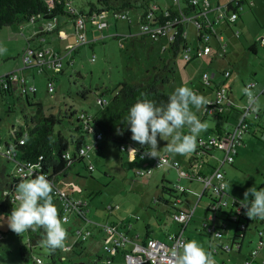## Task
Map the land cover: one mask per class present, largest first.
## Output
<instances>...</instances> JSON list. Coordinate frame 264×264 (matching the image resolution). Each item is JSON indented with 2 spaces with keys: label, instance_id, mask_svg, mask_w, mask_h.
<instances>
[{
  "label": "crops",
  "instance_id": "crops-1",
  "mask_svg": "<svg viewBox=\"0 0 264 264\" xmlns=\"http://www.w3.org/2000/svg\"><path fill=\"white\" fill-rule=\"evenodd\" d=\"M152 1L153 2L151 4V7L153 8V10H156L157 7L167 8L169 6L175 7L178 5L177 3H174L173 0ZM230 1L231 0H201L199 4V11L201 17L206 22V27L208 28L209 32H211V35L202 36V41H200V29H203L199 26L200 22L193 19L188 20L186 26L185 44L181 48L180 52L175 55H172L171 52L168 51L169 39L163 38L154 41L148 37H139L141 16V11L139 10L135 11L137 12L136 14L129 13V15H131L130 20L127 22L128 28L127 31L124 30L126 31V34L116 33L119 31L118 27H116V24V32L114 33V31L111 29V25L107 24L106 28H109V34L103 35V30H100L101 37H98V35H95L96 26L92 25L90 27L91 29L89 33H92L93 37H98L94 38L93 40L98 39L96 41L104 42V39L106 37H113L118 42L117 44L121 51H126L127 54L130 53L129 48H127L126 44L124 42H121V39L119 38L127 39L130 37L133 45L136 43V40H145L146 44H148V40L151 39L153 44L151 49H157L161 52L159 58H163L167 66H171L173 64L174 67L179 66L188 68L191 66L189 62L194 58H197L194 57V52L200 48L209 46L210 52L206 55L201 56L205 59L204 61H200L199 64L200 71H202V74H199V78H203V74L208 73L212 81L210 86L207 85V88H209L210 91L203 93V96L206 97L208 101L214 100L216 97L217 87L222 85L227 87L229 91L225 103L223 104L221 109L217 110V112L213 109L207 112L206 107H203L199 111H197L194 106L190 105V108L194 112V114L202 122L207 124V131L201 132L196 137L197 143L195 151L186 155L167 153L166 144L167 142H170L171 137H165L163 140H160L161 145L159 142L160 156H167L169 158V163H166L160 168H154L151 174L146 175L148 176L147 184L149 185L152 181L156 182L155 186L157 187V190H159L158 187L160 186L162 179L166 178L171 182L173 181L175 183H178L177 185L182 190L183 195H185L187 190L191 194H193L194 197L192 199L190 198V201H188L189 199L186 200V203L181 199L180 202H183L184 206L178 207L189 214L188 222L182 225L181 223L175 221L172 216L173 210H171L163 203L156 201V198L158 197V195H160V191L159 194H156L154 198H152V202H155L157 204V207L151 206V203L149 202V192L148 195H145L140 199V201L135 203L134 208L138 206L139 203H141L140 208L146 207L150 211L147 220L145 219L144 226L140 225L139 230L136 229L138 225L135 226V223L140 220L144 221V211L138 212L139 214L136 215L135 222H133L132 218L128 216V211L130 210V208L124 210V204H113V200L105 207L108 215L106 221H103L102 218H105V216H101L100 218L93 216V214L91 213L90 205L88 204V199L87 197L83 196V191L80 188L74 189L68 187L67 190L65 189L67 185L61 184L60 189L68 193L69 199L74 202L80 203L82 206L79 211H70V213L74 214L75 222H71L69 216L67 223H65L68 242L67 244H64V247H67V249L64 250L62 260L68 259V257H71V259H75L73 254H77L79 252V249L83 248L86 249L88 255H96L99 264H108V259L112 261V264H128L125 260L124 255L122 254L124 250L121 249L120 252L111 253L107 252L105 249V245L113 244L114 238L117 237V235L111 237L107 234L103 227L105 224H117L121 230L123 229L125 231L130 240H132L125 245L126 251L129 252L134 250L135 242L149 243L152 239H160L165 243L170 244L172 242V235L182 234L186 238V240H196L206 251H211L215 259V264H229V259H232L234 264H243L247 257L250 258L249 264H263L264 243L262 245L259 244V236L256 231L257 227L255 225L251 226L248 231L242 234V238H239V240H237L234 236L237 225L230 219V217L231 213L235 209V203H245V201H243V194L245 190L241 188V180L244 181L245 177H243V175H239L240 170L235 168L234 165L238 164L240 166H244L246 167L245 169L248 170L249 164H253L250 156L254 154V151L257 150L256 153H259L260 155L262 154V151L264 152V54L259 56L258 58L257 55H259V46H261V44L256 40V38L251 37L252 33L246 35L244 33L242 25L244 22L246 24L248 20L252 24L254 23L253 18L251 17L249 12H246V14L244 15L242 14L248 6L249 9H251L256 14L260 25L264 27V25L262 24V21L264 20V11H261L262 5L260 3L264 1L247 0L248 3L243 4V9L240 10V15L236 18L233 24H229L227 18H224V15L226 14L224 9L227 6H231ZM225 16L227 17V15ZM60 19L61 18H58V20L56 21L57 26L55 30L50 32L54 33L57 36V41L54 43L53 41L49 40L46 35L50 33H47L42 37H39L40 44L35 47L36 49H45L50 50L54 53H61L62 57L63 55H65L63 53L67 52V50L70 51L76 49V43L79 40V36L77 37L78 21L76 25L75 20L73 18H70L73 19L72 26L67 24L66 20L60 23ZM239 28L242 29V32ZM111 30L113 31V34L111 33ZM237 31L239 32V35H236L235 32ZM203 33L204 31L202 30V34ZM242 34L247 45H250L249 48H251L254 57H250L249 55H245L244 57L241 56L245 52L243 51V49H241L242 44L236 38H241ZM186 47H189L191 49L190 54L194 55V58L191 60H188L185 57ZM78 48L76 49V52H78ZM216 57L218 59L221 58L222 61L214 62L213 58ZM66 60H69L70 64L75 63L74 57H71L70 59L69 57H67ZM63 62L64 58H61L60 65L63 66ZM209 62H211L210 65ZM223 64H226V67L224 69L221 68L223 67ZM22 65L23 64L20 63L17 66L16 70L9 71H15L14 73L18 75L19 80L13 82L14 90H19L23 78L28 86H35L36 91L35 93L28 92L27 94H21L20 99H22L25 104L27 103L26 98L30 99V102L39 101L42 103V101L39 99L34 100V98L38 97V88L35 81L39 77L37 78L36 74H45L47 76V80L49 78L56 80V74H52V69L61 66L57 65L56 67L54 66L50 69H45L43 72H29L32 75L31 83L28 81L29 78L27 77L25 72L27 68H23ZM61 70L62 68L60 69V71ZM226 71H230V75L227 76L225 74ZM77 73L79 74L80 72L77 71ZM248 81H252L254 83L252 90L257 96L256 112L250 117L249 129L243 135L242 142L238 146L237 154L234 157L233 162L230 164L226 163L228 165L223 164L221 166L222 156L220 155V152L222 151L213 147H200L199 143L202 141H208L213 137H217L222 131L232 128L238 117V111H240L247 102L246 96H244V92L242 90L245 88V84ZM11 95H13V93L10 94V96ZM26 106L28 105L26 104ZM28 107L30 109V106ZM81 111L82 112L80 113L83 114L84 110ZM85 111L90 114H93L94 112L93 110L87 111L86 109ZM216 115L222 116L223 124L221 122H215L214 124V122L210 123V119L206 120L208 116L215 117ZM251 118H253V120H251ZM218 130H220V133H218ZM183 132L187 134L188 129H183ZM100 141H97L96 136L94 135L93 139L90 141V143L97 144V147L94 150L103 149ZM118 149L122 153L121 160H123L125 163L126 158L128 157V153H130L135 160L138 157L139 163L135 161V164H133L134 167H136L135 171L147 168L154 162V159H156L149 158L145 155L143 157H139L130 151L123 152L120 148ZM248 152H251V154H248ZM0 155L2 156L1 152ZM4 156L6 155L4 154L2 158H5ZM6 158L8 161L13 160L7 156ZM176 162L177 165H175ZM263 164L264 163L262 159V161L260 163H257L256 166ZM220 166L221 170L225 174L226 185L224 193L217 198L218 200H221L223 204L221 203V210L219 211L217 218L214 220L211 218L212 213L208 209L209 203L205 205L206 213H201L199 207L201 205L203 197L206 196V194L203 193V178L210 177L213 174L214 170H216ZM256 166L255 168L258 169L257 171H260V167ZM93 170L94 166L90 165V171ZM162 172H164L165 174L164 177H162ZM262 174L264 173L262 172ZM159 178L161 179L160 184L158 181ZM128 197L129 200H132L130 196ZM121 200V203L125 201L124 199ZM230 204L233 208L232 211L227 208V206H229ZM109 206H112V208H109ZM140 215L142 218H140ZM113 216H115V219H112ZM98 221H101L102 223H99ZM232 223L236 225L233 227V229L231 228ZM218 231L222 233L221 237L216 236V232ZM224 231H228L232 236H230V238H226L223 233ZM203 237L206 238V240H203ZM234 240L237 241L239 243L238 245L241 246L240 251L237 249L239 246L233 245ZM226 244L233 245L230 250H227V252L233 251V248L236 247L235 255H231L230 258L221 256V252H226L223 250V247ZM254 250H256V252L253 254ZM66 254H68L69 256H66Z\"/></svg>",
  "mask_w": 264,
  "mask_h": 264
},
{
  "label": "rangeland",
  "instance_id": "rangeland-1",
  "mask_svg": "<svg viewBox=\"0 0 264 264\" xmlns=\"http://www.w3.org/2000/svg\"><path fill=\"white\" fill-rule=\"evenodd\" d=\"M69 1L77 10L89 11V3H97L98 0ZM260 3L262 5L261 11H264V2ZM135 11L136 9L134 8L128 9V12L131 14H136L137 12ZM246 12L250 13L254 23L252 24L249 20L246 24L244 22L242 24L244 33L246 35L252 33L251 37L256 38V40L261 44V41L264 40V27L260 25L256 14L249 9L248 6L242 14L244 15ZM59 18H61L60 23L66 20L67 24H73V19H70L67 15H61ZM103 19L107 24L111 25V29L114 33L116 32L115 28L118 27L119 31L116 33L126 34L128 28L127 20L120 18L115 19L113 13L109 12L105 13ZM115 24L117 25L116 27ZM262 24L264 25V20L262 21ZM91 25L96 26L97 19L86 23L87 27H90ZM37 27L38 25L36 26L35 23L25 20L21 23L5 27L0 31V74L16 70L17 66L22 62V53L28 47L29 42V45L33 48L40 44L39 37H34V32ZM95 30V35L101 37V31L97 28H95ZM108 30L109 28L104 26L103 35L109 34ZM112 30L111 33L113 34ZM240 30L242 32V29ZM78 36L80 39L79 34H77V37ZM46 37L54 43L57 41V36L54 33L47 34ZM98 37H93V34L89 33V42ZM119 39H121L120 41L124 42L127 48H129V54H127L126 51H121L117 44L118 42L113 37H106L104 42L95 41L93 44L88 42H83L82 44L78 41L76 43V47L79 46L78 52H76V49H73L70 51L67 50V52L63 53L65 54L62 57L64 58L62 66L63 71L61 72L60 68L52 69V74H56V80L54 79V91L50 92L48 90L47 76L45 74H36V77H39L35 81L38 88V97L34 98V100H41L47 112L60 113L65 108L66 103L74 104L80 112L85 109L87 111H95L97 106L95 104L96 97L94 94H89L87 100L84 101L79 98L78 94L82 87L91 86L94 91L97 89H105L108 86L111 87L122 78H126L129 82L136 80L141 81L149 74L154 73V66H158L159 70H162L164 75L170 78V82L166 83L164 86V90L167 93L172 94L174 90L180 86H187L200 95L210 91L203 78H199V74H202L199 64L200 61H204V57L194 58L189 62L191 66L188 68L179 66L174 67L173 64L166 67L165 61L159 58L161 52L157 49H151L153 45L151 39L148 40V44H146L145 40H136L134 45L130 37L127 39ZM236 39H238V41L242 44L241 49L245 52L241 56L244 57L245 55H249L250 57H254L251 48H249L250 45H247L243 34L241 35V38ZM259 47L260 52L259 55H257L258 58L264 54V46L261 45ZM67 57H69V59L74 57L75 63L70 64L69 60H66ZM213 59L214 62L222 61L221 58L218 59L217 57ZM210 63L211 62H209V65ZM225 67L226 64H223V67L221 68L224 69ZM33 71L39 70L33 68H27V70H25L26 75L29 78L28 81L31 83L32 75L29 72L32 73ZM77 71L80 72V75ZM20 98V91L18 89L14 90L13 95L11 96L4 95L0 92V140L4 143V145L5 142L10 139L13 128H17L20 125H26L24 119L25 113L23 112V109H25L26 112L30 109ZM207 119H210V123L214 122L215 124V122H221L223 124L222 116H208L206 120ZM251 120H253V118H251ZM73 121H76V117L73 118ZM71 128H73V126H71L69 121L65 119L62 124L57 125L56 130H61L62 133L69 138ZM93 137V132L87 134L86 143L92 144L90 141ZM100 144L103 146V149L94 150L95 148H92L89 151V158H86V164L91 166L93 165L94 170L90 171L84 163L80 162L73 168L67 177L60 181V186L61 184L67 185L65 188L67 190L68 187L74 189L80 188L83 191V196L88 199V204L90 205L93 216L98 218L105 216V218H102L103 221H106L108 215L105 207L111 203L112 200L113 204H124V210L130 208L128 216L132 218L133 222H135V217L139 214L138 212L144 211V221L140 220L135 223V226L138 225L136 229L139 230L140 225L144 226L145 219L147 220L150 211L146 207L140 208L141 203H139V205L135 208L134 205L145 195H148L149 192V202L151 203V206L157 207V204L152 202V198H154L156 194H159V191L161 194V186H159V190H157V187L155 186L156 182L152 181L148 185V176H138L136 174L138 170L135 171L136 167H134L133 164H135V161L139 163L138 157L135 160L133 159V156L128 153L125 163L121 160L122 153L118 149L120 148L118 144L108 143L104 140H101ZM256 152L257 150H255L254 154L250 156L253 164H249L248 170L245 169L246 167L244 166H240L238 164L234 165L235 168L240 170L239 175H243V177H245L244 181L241 180V188L245 191L254 185L257 186V188H264V174H262V172L264 173V164L256 166L257 163L262 161V159L264 163V152L262 151L261 155ZM1 153L2 156L0 155V165L5 163L8 167V171H15L17 167L16 161H8L6 156H4L5 158H2L4 151H1ZM248 154H251V152H248ZM220 155L223 157L222 152H220ZM254 165L256 167H260V171H257L258 169L255 168ZM161 174L162 177L165 176L164 172ZM160 180L161 179L159 178V184ZM186 193L185 195H181V198L185 203L186 200L189 199L188 201H190V198L192 199L194 197L188 190ZM128 196H130L132 200H129ZM214 197L218 198V196L214 195L211 190L205 197H203L199 207L201 213H206L205 205L208 204ZM121 199H124L125 201L121 203ZM53 203L59 211V202L53 201ZM183 204L184 203L181 202L177 206L183 207ZM227 208L230 211L233 210L231 204L227 206ZM69 216L71 222L74 223V214L70 213ZM4 217L6 218L7 214L0 211V264H99L97 256L88 255L86 249L83 248H80L77 254H73L75 259L68 257V259L61 261L57 260L55 262H52L47 256L45 249H37L35 250V254L41 258L42 263H25L20 259L19 246L27 242V235L25 233L18 235L11 231L7 227ZM140 218H142L141 215ZM112 219H115V216H113ZM98 222L100 223L101 221ZM234 226L236 225L232 223L231 228L233 229ZM63 227L66 229L65 223L63 224ZM223 233L226 238H230V236H232L228 231H224ZM202 239L206 240L204 237ZM237 240H239V238ZM67 242L68 239L65 240L64 244H67ZM235 249L236 247H234L231 252H221V256L230 258L231 255H235ZM66 256L69 255L66 254ZM228 262L229 264H234L232 259H229Z\"/></svg>",
  "mask_w": 264,
  "mask_h": 264
},
{
  "label": "trees",
  "instance_id": "trees-1",
  "mask_svg": "<svg viewBox=\"0 0 264 264\" xmlns=\"http://www.w3.org/2000/svg\"><path fill=\"white\" fill-rule=\"evenodd\" d=\"M173 1L178 5L175 7L169 6L167 8L157 7L156 10H153L151 7L152 0H98L97 3H89L90 9L89 11H85L77 10L71 5L69 0H0V31L5 27L26 20L35 23L36 26L38 25L34 32V36L42 37L55 30L57 24L53 29H47L50 22L56 23L61 15H67L69 18L75 20L76 25L78 20H82L83 24L80 33L84 35L86 43L93 44L94 41L98 39L89 42L88 37L92 25L87 27V22L97 19L96 28L102 31L104 26L107 25L103 19L105 13H113L115 19L120 18L128 22L130 20L128 9L134 8L141 11L139 37H148L154 41L161 38L169 39L168 51L171 52L172 55H175L180 52L185 44L188 20L193 19L200 22V27L203 28L202 30L206 35H211V32H209L206 27V22L201 17L199 11L200 2L195 4L193 0ZM245 3H248L247 0L230 1L232 8L228 9L230 6H227L224 9L225 15H227V17L224 15V18H227L229 24H233L240 15V10L243 9V4ZM233 13H236L237 17L231 20ZM189 17L190 19H188ZM142 24H148L152 29L159 27L161 31H152L143 34L141 31ZM202 30L200 29V41H202ZM77 33L79 34L78 25ZM235 33L239 35L238 31ZM170 35H172L171 38ZM29 43L25 51L31 47ZM78 47L79 46H77L76 49ZM31 48L37 51L35 56L42 50ZM55 54L62 55L61 53H54L49 50L48 58H51ZM194 57H191V59ZM161 60L165 61L163 58ZM54 66L56 67L57 65ZM54 66L44 67L38 72H43L45 69H50ZM57 68L61 69L62 65ZM153 70V74H149L141 81L136 80L129 82L126 78H122L111 87L108 86L105 89H97L94 91L90 86L82 87L78 94L81 100H87L89 94H94L96 97L95 104L97 107L93 114L85 110L83 111L84 113L81 114L80 110H78L74 104L69 103L65 104V108L60 113L47 112L43 103L39 101L30 102V99L26 98V104L30 106L28 112L23 109L26 125L13 128L10 139L5 142V145L4 143L2 144L5 150L16 152L15 160L17 163L24 166L32 165V171L34 173L45 175L51 181L54 189L52 199L53 201H58L60 204L58 211L60 218L62 215V199H60L61 195L59 191L60 181L67 177L73 168L80 162L84 163V165L90 169V165L86 164V158L88 159L89 157L80 153L81 148L85 146V144L86 146L88 144L86 143L87 134L93 132L96 136L98 133H101L103 137L102 140L108 143L118 144L123 152L130 151L139 157L142 152L150 150L146 146L142 147L131 140V132L127 129L125 117L128 114L129 108L136 103L137 100L147 98L158 106L167 103L171 93H167L164 90V86L166 83L170 82V78L165 76L163 71L159 70L158 66H154ZM61 71H63V69ZM14 72L0 75L4 76V80H2V82L0 81V92L4 95H10L14 91V85L9 77ZM249 82L251 81L247 83ZM47 83L48 89L49 83H51L52 91H54V80L49 78ZM211 83L212 81L210 78V84L208 86H210ZM24 86L28 87L25 80L22 78V83L19 87L20 95L24 94L22 92ZM98 99L101 100V103L98 102ZM222 106L207 105L206 111L208 112L213 109L217 112ZM239 114L240 111H238V116ZM74 117H76L75 122L73 121ZM65 119L73 126L69 138L66 137L61 130H56L57 125L62 124ZM219 131L220 130H218V133H220ZM26 135V142L21 143ZM5 155L8 157V153L5 152ZM20 179L21 176L16 170L10 172L5 163L0 165V211L7 215L11 213L12 208L18 206V201L15 199V188L18 182H20ZM160 186L161 194L156 198V201L163 203L173 210L172 216L174 217L176 212L183 211L177 206L181 203L179 199H182L181 195H183V192L176 183H172L166 178L162 179ZM238 205V203L234 204L235 207ZM81 207L82 206L79 205V208ZM245 220L246 218L241 215L234 221L237 225L234 233L236 239L242 238V234L245 233V231L240 228L241 223ZM257 222L262 224L264 220L257 219ZM24 233L27 235V242L19 246V255L23 262L37 263L38 259H41L35 254V250L37 249H45L47 256L52 262L62 260L64 253L63 248L52 251L43 245L46 236L44 229L40 228L36 231L28 230ZM238 244L239 243L234 240L233 245L238 246ZM223 250L227 251L226 249ZM238 250L240 251V249Z\"/></svg>",
  "mask_w": 264,
  "mask_h": 264
},
{
  "label": "clouds",
  "instance_id": "clouds-1",
  "mask_svg": "<svg viewBox=\"0 0 264 264\" xmlns=\"http://www.w3.org/2000/svg\"><path fill=\"white\" fill-rule=\"evenodd\" d=\"M242 91L248 97V105L252 111H256L257 96L251 86ZM190 105L199 111L207 107L209 101L187 86L177 87L165 105L158 106L147 98L137 100L125 117L131 140L149 148L144 155L158 158L159 164V142L165 137H171L170 142L166 144L167 153L186 155L195 151L196 137L207 131V124L194 114ZM185 128L188 129L187 134L183 132ZM26 140L27 135L21 143ZM53 190L51 181L45 175L36 174L31 170L22 172L20 182L15 188L18 206L12 208L11 213L4 217V221L6 220L7 227L18 235L28 230L44 229L46 236L43 245L55 251L63 248L67 239V231L63 227V224L67 223V217L63 218V221L59 217L52 199ZM243 196L245 203L241 204V207L245 209L244 214L250 219L264 220V188L254 185L248 188ZM168 264H215V259L212 252L206 251L196 240H187L170 250Z\"/></svg>",
  "mask_w": 264,
  "mask_h": 264
},
{
  "label": "built area",
  "instance_id": "built-area-1",
  "mask_svg": "<svg viewBox=\"0 0 264 264\" xmlns=\"http://www.w3.org/2000/svg\"><path fill=\"white\" fill-rule=\"evenodd\" d=\"M200 1L201 0H193V3L198 4ZM236 17H237V14L233 13L231 16V20H234ZM188 19H190V17ZM82 24H83L82 20L81 19L78 20L80 43L85 42L84 35L80 33L81 28H82ZM55 26H56L55 22H50L47 26V29L51 30ZM199 26H201L200 23H199ZM141 29H142L141 31L143 34L149 33L152 31H158V32L161 31V29L159 27L152 29V27L149 26L148 24H142ZM204 35H206V34H202V36H204ZM171 37H172V35H170V38ZM261 45L264 46V40L261 41ZM36 52L37 51H35L31 47H29L27 51H24V53H23V65H22L23 68H37L38 70H40V69H43L44 67H50L52 65L53 66L54 65L60 66V64H61L60 61L62 58L61 55L55 54L51 58H48L49 50L43 49V50L38 52L39 54L37 56H35ZM190 52H191V49L189 47H187L186 53H185L186 59H191V57L194 56V55H191ZM209 52H210V47L206 46L204 48H200V49L196 50L194 53H195L196 57H201L203 55L208 54ZM225 74L227 76L230 75V71H226ZM9 77L12 80V83L14 81L19 80L18 75L16 73H12ZM3 78H4V76H0L1 82H2V80H4ZM203 80H204L206 85L210 84V77H209L208 73L203 74ZM253 85H254V83L251 81V82L247 83L246 87L251 86V90H252ZM35 90H36V87H34V86H28V87L24 86L22 92L24 94H27L28 92L33 93V92H35ZM48 90L52 91L51 83H49V89ZM228 91L229 90L224 85L219 86L217 88V91H216L215 99L212 101H209V105L222 106L227 99ZM246 99H247V102H246L245 106L240 110V114L237 118V121L235 122V124L232 126L231 129L221 132L219 134V136L213 137L208 141H202L199 143L200 147L201 146L202 147H206V146L207 147H213V148L219 149L223 152V157L221 159V166L223 164H226V163L230 164L233 162L234 157L237 154L238 146L242 142L243 135L249 129L250 117L252 116V114H254L256 112V111H252L251 107L248 105V97L247 96H246ZM98 102L101 103V100L98 99ZM102 139H103L102 134L98 133L96 135V140L100 141ZM96 147H97L96 143L88 144L87 146H83L81 148L80 153L82 155H86L87 157H89V150H91L92 148H96ZM1 151H4V154H5V152L8 153V157L10 159L15 160L16 152H11V151L5 150L2 142L0 141V152ZM144 153L145 152H142L140 157H143ZM166 163H169V158L164 155L161 157L160 164H159V159L156 158V159H154V162L151 165H149L145 169L138 170L136 172V174L138 176L149 175V174H151V172L154 168H160L163 165H165ZM175 165H177V162L175 163ZM29 166H31V169H29ZM221 166L219 168H217L216 170H214L213 174L210 177L203 178V181H204L203 193H205V194L209 193V191L211 190L212 193L214 195H217L218 197L224 193L225 185H226L225 184V174L221 170ZM16 168H17L16 172L20 176H21L22 172L26 173L29 170H31V171L33 170L32 165L24 166V165L19 164V163H17ZM59 191H60V195H61L60 199H62L61 219L63 221V218L67 217V220H68L70 211L71 210L72 211L73 210L79 211V209H80L79 205H81V204L70 200L68 198L69 195L67 192L62 191L61 189H59ZM180 200L181 199H179V201ZM221 203H222L221 200H218L216 197H214L209 202L208 209L212 213L211 218L214 220L217 218L219 211L221 210V206L223 204V203L222 204ZM238 204L239 205L237 207H235L234 211L231 213L230 219L232 221H236L237 218L240 217L241 215L244 216L246 218V220L241 223L240 228L242 230H244L245 232L249 228H251V226L254 224L257 227L256 231H257L258 236H259V240H258L259 244L262 245L264 243V222L261 224V223L257 222V219L248 218L244 214L245 209H243L241 207V204H243V203L239 202ZM109 208H112V206H109ZM173 218L176 221L181 222L182 224H186L189 220V214H187L185 211L176 212ZM103 229L111 237L114 235H117V237L114 238V242L112 245H109V244L105 245L106 251L114 253V252H120L121 249L124 250L122 254L124 255L125 260L128 264H168V255L170 253V250L174 246H177L179 243H181L183 241H187L186 238L182 234H176V235L171 236L172 242L170 244H167L160 239H152V240H150L149 243H137V242H135L134 250L129 252V251H126L125 245H126V243L131 242L132 240H130V238L128 237V235L125 233V231L123 229L121 230L117 224H111V225L105 224ZM216 236L221 237L222 233L218 231V232H216ZM238 246L239 247L237 249H240L241 246L240 245H238ZM223 248L226 250H230L232 248V245L226 244V245H224ZM66 249H67V247H64L63 250H66ZM255 252H256V250L253 251V254ZM107 262H108V264H112V261L110 259H108ZM38 263H42V260L38 259ZM249 263H250V258L247 257L243 264H249ZM263 264H264V261H263Z\"/></svg>",
  "mask_w": 264,
  "mask_h": 264
},
{
  "label": "water",
  "instance_id": "water-1",
  "mask_svg": "<svg viewBox=\"0 0 264 264\" xmlns=\"http://www.w3.org/2000/svg\"><path fill=\"white\" fill-rule=\"evenodd\" d=\"M230 8H232L231 6L230 7H228V9H230Z\"/></svg>",
  "mask_w": 264,
  "mask_h": 264
}]
</instances>
